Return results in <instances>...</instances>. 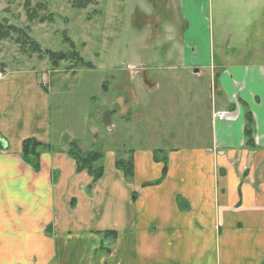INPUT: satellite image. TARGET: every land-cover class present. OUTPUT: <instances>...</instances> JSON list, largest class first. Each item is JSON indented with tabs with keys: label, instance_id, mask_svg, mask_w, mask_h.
Instances as JSON below:
<instances>
[{
	"label": "crops",
	"instance_id": "crops-1",
	"mask_svg": "<svg viewBox=\"0 0 264 264\" xmlns=\"http://www.w3.org/2000/svg\"><path fill=\"white\" fill-rule=\"evenodd\" d=\"M168 6L178 63L211 100H197L192 143L168 153L165 175L155 149L133 153L131 180L111 151L98 180L77 171L38 74L0 65V264H264V0ZM27 139L53 147L38 172L21 159Z\"/></svg>",
	"mask_w": 264,
	"mask_h": 264
},
{
	"label": "rangeland",
	"instance_id": "rangeland-1",
	"mask_svg": "<svg viewBox=\"0 0 264 264\" xmlns=\"http://www.w3.org/2000/svg\"><path fill=\"white\" fill-rule=\"evenodd\" d=\"M29 1L31 9L44 5L36 14L46 21L29 23L25 0H0V23L23 29L52 52L70 51L66 36L92 65L73 69L61 62L52 68L44 55L22 51L15 36L0 41L6 72L38 74L50 96L53 127L64 130L62 146L74 138L83 151L103 156L111 151L117 159H129L154 149L167 156L192 143L191 112L197 100L209 104L211 91L206 78L178 63L181 37L171 31L179 32L181 21L174 19L169 0H83V9L68 0Z\"/></svg>",
	"mask_w": 264,
	"mask_h": 264
},
{
	"label": "trees",
	"instance_id": "trees-1",
	"mask_svg": "<svg viewBox=\"0 0 264 264\" xmlns=\"http://www.w3.org/2000/svg\"><path fill=\"white\" fill-rule=\"evenodd\" d=\"M71 2L72 7L76 9H83L86 7L87 2L83 0H68ZM24 8L26 13V18L29 23L34 21L44 22L47 18L45 16L38 18L36 11L44 8V5H38L37 9L30 8V1L25 0ZM49 21V20H48ZM15 36V43L19 45L22 51H27L29 54H37L38 56L44 55L49 61L52 68H57L61 62L72 63L73 69L78 68H88L92 69V65L89 62H85L74 50L72 42L63 36V42L66 43L70 51L69 52H52L49 50H42L39 44L26 35L23 29L16 28L7 24L6 21L0 23V41L6 39H11ZM245 124L243 127L244 145L247 148H254L253 142V129L254 120L250 112L246 111L244 115ZM67 154L70 156L76 165L77 171H87V173L92 176L93 180L96 181L102 176L103 167L101 161L103 159V154L97 151H87L84 152L78 148L75 141H71L67 144ZM52 145H42L33 139H27L22 142L21 145V159L24 163L30 166L34 172L39 171V155L42 151H52ZM153 157L155 161H161L164 165L165 175L167 160L166 156L163 155V150L158 149L153 152ZM115 167L117 170L121 171L126 180H131L133 177V163L132 159H117L115 162ZM163 175V176H164ZM133 198L135 196L133 195ZM105 235V234H104ZM107 235V234H106Z\"/></svg>",
	"mask_w": 264,
	"mask_h": 264
},
{
	"label": "clouds",
	"instance_id": "clouds-1",
	"mask_svg": "<svg viewBox=\"0 0 264 264\" xmlns=\"http://www.w3.org/2000/svg\"><path fill=\"white\" fill-rule=\"evenodd\" d=\"M247 22H248V23H250V22H251V20L249 19Z\"/></svg>",
	"mask_w": 264,
	"mask_h": 264
}]
</instances>
